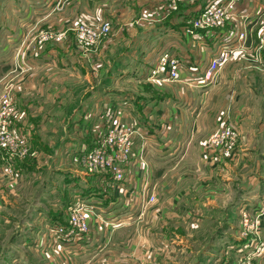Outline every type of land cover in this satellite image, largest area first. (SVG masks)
Listing matches in <instances>:
<instances>
[{
	"label": "crops",
	"instance_id": "1",
	"mask_svg": "<svg viewBox=\"0 0 264 264\" xmlns=\"http://www.w3.org/2000/svg\"><path fill=\"white\" fill-rule=\"evenodd\" d=\"M207 1L181 0L178 9L166 20L169 26L163 34L156 35L151 33L155 31L156 17H143V14L135 32L129 27L130 16L124 18L125 13L133 14V10H116L107 3L105 10L104 4H95L97 0H0V26L8 33L1 50L7 62L5 67H0L4 82L2 95L9 94L16 109L12 127L26 139L29 137L31 145L30 155L25 160L10 162L17 177L5 179L0 174V181L9 194L15 195L14 185H28L35 167H43L41 160L43 163L51 160L50 167H56L58 173L55 174H59L53 182L56 186L47 185L52 188L49 193L61 192H55L50 211L38 212L33 216L35 220L31 219L40 227V232L43 231L41 239L33 246L43 261L40 263L202 264L203 256H197L219 229L214 230L212 224L219 226L225 219L228 230L235 233V227L231 226L237 223L235 216L248 214L247 203L237 207V197L244 195L246 200L264 197V56L260 63H255L254 49L248 50L251 55L247 57L248 63L258 67H241L245 53L241 54L243 49H240L218 73L213 85L187 84L223 43V31L215 32L217 36L205 32H198L194 38L183 35V26ZM137 4L149 8L152 2L138 0ZM239 9L246 17L260 10L257 22L250 28L260 22L263 27L264 0H239ZM111 15L117 18H109ZM90 16H95L98 24L108 21L111 29L87 54L75 45L72 29L77 23H88ZM40 25L53 26V30L63 34V41L36 47L34 32ZM235 25L239 28V17L226 30ZM257 31L259 38L260 31ZM161 35L164 48L186 60V67L196 66V73L191 74L185 67L179 82L157 85L147 81L156 61L150 59L149 41ZM16 55L20 57L18 60ZM33 56H37L35 61L30 58ZM238 57L241 60L232 62ZM147 62L151 68L141 74L140 67ZM16 63L19 67H12ZM111 71H115L116 76H111ZM105 72L109 77L99 84L96 79ZM113 86L117 88L116 93L110 92ZM116 107L121 108L126 119L139 122L141 119L145 121L143 125L153 123L157 128L164 124L166 131L171 129L180 135L194 136L185 159L164 163L161 169L154 165L157 175H163L162 190L156 193L158 201L141 225L127 229H113L108 225L113 216H123L126 212L124 197L111 189L108 181L86 176L77 163L81 153L92 147V131L102 126L101 115L107 108ZM221 126H230L237 134L234 150L229 155L219 151L205 154L203 144L207 135ZM47 135H51L52 141ZM177 143L164 142L167 148L158 154L171 156V149ZM80 150L81 153H76L78 157L71 155ZM62 153L67 155L63 157ZM3 160L6 161V157ZM64 166L71 168L59 173ZM179 167L186 172L179 174L175 171ZM151 183L154 185L153 180ZM233 189L237 191L235 195ZM3 199L4 194H0V201ZM76 201L92 207L91 231L83 240L71 245L74 248L69 252H64L54 246L49 229L65 222L67 207ZM238 221L237 228L241 229V220ZM183 222H188L185 228L188 231L180 235Z\"/></svg>",
	"mask_w": 264,
	"mask_h": 264
},
{
	"label": "built area",
	"instance_id": "2",
	"mask_svg": "<svg viewBox=\"0 0 264 264\" xmlns=\"http://www.w3.org/2000/svg\"><path fill=\"white\" fill-rule=\"evenodd\" d=\"M170 5L166 9L167 19L171 12L178 9V0H168ZM239 9V0H209L196 15L183 26V35L196 37L198 32L214 34L223 31V43L214 52L213 57L202 69H198V75L187 80V84L205 86L212 83L219 71L223 69L231 57L242 49L248 39L250 27L254 25L260 10L252 16H243ZM239 17L240 26L226 30L231 23L237 22ZM111 29L108 21H103L92 26L86 23H78L73 31L75 45L80 51L89 54L96 45L106 38ZM218 33L214 34L215 36ZM63 34L41 31L36 37V45L54 42L59 44L63 41ZM260 45L255 49L257 55L253 56V62L260 63L259 51H264V25L259 33ZM156 61L150 70L147 81L152 84L163 82H179L181 74L188 62L181 59L175 52L163 48L157 55ZM196 66L186 67L192 73H196ZM16 109L9 94L3 95L0 101V151L6 153L7 166L5 175L9 179L17 177L15 168L10 164L15 159L25 160L29 155L30 148L27 139L12 127ZM126 115L120 108L107 110L101 115L102 126L92 131V147L83 152L77 163L86 176L99 177L110 183L120 196L124 197L125 208L133 211L131 216H113L108 225L113 229L125 228L131 221L140 220L144 215L147 205L156 203V194L150 190L151 180L145 178L149 172V164L145 158L147 150L146 134L139 124L132 119H126ZM237 134L230 126H221L208 135L203 144L205 152L219 151L229 155L235 147ZM141 141L136 153H133L135 141ZM135 162H132L131 160ZM132 165V166H131ZM133 169V170H131ZM144 175L143 177H141ZM264 209H259L258 217L264 214ZM94 212L92 207L85 202L76 201L66 209V220L63 224L56 223L49 229V235L55 240V247L69 252L71 245L77 244L90 233L89 217ZM261 214V215H260ZM239 264H250L248 260H242Z\"/></svg>",
	"mask_w": 264,
	"mask_h": 264
},
{
	"label": "rangeland",
	"instance_id": "3",
	"mask_svg": "<svg viewBox=\"0 0 264 264\" xmlns=\"http://www.w3.org/2000/svg\"><path fill=\"white\" fill-rule=\"evenodd\" d=\"M111 1H114V2L110 3ZM150 1L152 2V4L149 8L148 7L143 8V4L138 5L137 4L138 0H97V2H100V3L96 2L95 4L97 5L104 4V7H105V3H107L108 7L111 8L113 5L115 7L114 9L116 10L117 9L126 10V8H130L131 11L133 10V14L131 12H129V14L125 13L124 18L128 17V15L130 16V21L132 22L130 23L129 27H130V30L135 31V32H138V29H139L138 24L142 23V20L140 19V17L143 14H144L143 17L144 16L147 17L148 15H149L148 17H151L153 19H155L156 17L157 21L154 22L155 25H153L154 26L153 30L155 31L153 32L151 31V33L156 34V35H159L160 33L163 34V30L169 25H167L166 23L167 19H162V18L165 17V13L167 12L166 9H168L170 5V1L168 0H150ZM180 1L181 0L177 1L178 5ZM105 10H107L106 7H105ZM107 13L110 14L111 11L108 10ZM137 16L139 17L137 18ZM109 18L116 19L117 16L111 15ZM96 19L97 18L95 16H90L88 20L89 22L86 24L93 25L92 23L94 22L96 23L95 25H97L98 21ZM134 20L137 21V24L134 23ZM84 22H80V23H84ZM261 25L262 23L260 22L253 29H251V32L249 30L248 39L244 47L242 48L243 51H241V54L243 53L245 54L243 55L242 58L238 57L234 59L232 62L242 59V61L244 62H242L241 67H258L255 65H250L247 61V57L251 56V55H248V50H252V49H254L252 55H257V51H255V49L261 43L260 38H258V35H257L258 34L257 29L260 31L262 28ZM75 26L72 29V33L74 31ZM52 28L54 27L51 25L50 26L40 25L39 29H37L38 31L36 30V32H34V35H36L35 40H36L38 33L41 31H44V32L50 31V32L57 33V31L53 30ZM130 30H129V33L127 32V34L129 35H130ZM144 33H147V31H144ZM253 33H255L254 37H253ZM7 34L8 33L6 32L4 27L0 26V47H1L0 67H5L7 65L6 64L7 62H4V59H5L3 55L4 53H2L1 51L4 45L3 41L5 38V35ZM157 37L158 36H156V38L154 39L152 37V40L149 41L148 50L150 51L148 53L150 55V59L151 57L152 59L154 58L157 59L158 57L157 54L165 46L162 35L159 36V38ZM249 39L252 40L253 42L252 41L249 42L250 41ZM51 43L56 44L54 42H51ZM33 44L36 47L38 46L36 45L35 41ZM43 45H40V46H43ZM27 51L30 52V50H27ZM263 52L264 51L258 52V54H261V55H258L261 60L263 59L262 57L264 56ZM235 55L236 54H234L233 56ZM35 57L37 56H33L30 58L35 61L36 60ZM19 58L20 57H18V55L15 56L16 60H18ZM244 63H246V65ZM144 64H145L143 65L144 67H140V69H142L141 74H145L151 68L149 62L144 63ZM12 67H19V65L16 63L15 65H12ZM28 67H32V66L29 65ZM45 67H51V66H45ZM98 68L102 69L104 67H98ZM107 68L109 71L110 68L109 67ZM18 71L20 70L18 69ZM2 72L3 71L0 72V93H1L0 101L3 96L2 92L4 91V88H3L4 82H2V79H3ZM111 72H112L111 76H116L115 71H111ZM107 77L109 76H107V72H105L100 78L96 80L97 81L99 80V84H100L101 82H105ZM208 85H205V86H208ZM211 85H213V83ZM116 89L117 88L113 86L110 92L116 93L115 92ZM116 108H110V109H116ZM136 122L139 124L141 130H144L145 132H147L145 136L146 140L144 141L147 144V150L145 152V157H146V161L150 165L149 167L150 170L147 174H145V178L149 181L150 180L154 181V185L151 184L150 190L151 191L153 190L154 193L156 194L157 192H160L162 190L160 186V181L163 175L161 177L157 175L158 171L156 169L154 170V167H155L154 165H156L157 167H159V169H161L163 167L161 165H163L164 163H170V161L185 159L187 152L192 146L194 136L192 135V137L191 136L188 137L187 135L185 136L184 134L180 135V132L174 131L171 129L169 131H166L163 129V126H162L164 124H162L159 128H157L155 127L153 123H150V126L143 125V122L145 121L141 119H140V122L142 123H140L139 120H136ZM170 134L172 136L171 139L169 138ZM47 137L52 141L53 138H51V135H47ZM65 137L66 136H63V139H65ZM170 141L174 143L179 142V144L178 143L174 144L173 148L171 149L172 151L171 156L169 154H166V155L158 154V152L164 151L167 148L163 145L164 142H170ZM27 144H28V147L31 149V145L29 144V137H27ZM140 144H141V141H138V140L135 141L134 147H133V153H136ZM161 146L163 147V149L160 148ZM78 152L81 153V150L73 152L71 155H73L74 157H78L76 156V153ZM62 154H63V157L67 155L65 153H62ZM205 154H207V152H205ZM5 157L7 159L6 153L3 151H0V162L2 163L0 164L1 165L0 174L2 178L5 176L4 178L6 179L7 175H5V168L7 166V162L3 160L5 159ZM47 161L48 162L43 163V160H41V164L43 167H38V169L37 167H35L34 173H32L31 177L28 178L30 179V181L28 182V185L27 184L23 185L20 183L14 185L15 195L9 194L4 189L3 182L0 181V194L2 195L4 194V199L0 201V264H42L40 262H43L42 260L38 258L39 254L38 252H36V249L33 247L35 245L36 240L41 239V234L43 233V231L40 232L41 230L40 227H37V225L32 223L31 219L35 220L33 219V216H35L38 212H42V214H47L50 211L49 209H51L52 200H53V196L55 195V192L56 194L61 193L60 191L58 192L54 191V192L49 193L50 189L52 188L49 186L47 187V185H50L51 183L56 186L57 184H54L53 182H55L56 178L58 179L59 174H55V173H58V171L55 172V170L57 169L56 167H50L51 160H47ZM70 168L71 167H68V166L60 167L59 173H60V170H67V169L69 170ZM72 169L76 170V167H73ZM185 170L186 169H182L179 167L175 171L179 172L180 174V172H186ZM175 171L173 170V173H175ZM238 173L239 172H237V175ZM143 176L144 175H142L141 177ZM34 177H36L37 180L34 181L35 179ZM61 178L59 177V179ZM43 183H45L44 186H43ZM236 189L235 190L233 189L232 191L233 195L237 193ZM16 191H18L19 194H16L17 193ZM243 196L244 195L239 196V198L237 197V201L235 202L237 203V207L239 208L242 207L240 206L241 204L243 205V203H247V207L245 209L248 214L243 215L242 213H240V216L239 214L238 216H235L236 217L235 222H237L236 224L240 223L238 219L241 220V229H240V226L238 229L237 228L238 225L233 223L231 224V226L235 227L236 232L233 233L231 229L228 230L227 225L224 224L226 222L224 218H223L224 219L223 221H220L219 226L217 224H212L214 230L216 228H219V229L218 230L216 229L217 231H216V234L213 240L209 241V243L206 242L207 246L203 249V251L199 253V256H197L198 258L203 256L202 258H204V261H202V264H239V262L242 260H248L250 261V264H264V214L261 217L257 216L259 213L258 212L259 209H264V197L260 199H258L257 197L254 199L248 198L246 200V198H244ZM156 201H158L157 194H156ZM155 205L156 203L152 205H147L144 211V215L141 217V219L131 221V224L123 229L134 227L137 224L141 225L146 219L147 214L155 207ZM252 206L254 208H252ZM125 211L126 212L123 214V216H131V218L135 217V214L133 211L128 210V208H125ZM220 219H222V217H220ZM221 222L223 223L221 224ZM187 223H184V222L182 223V231L179 230L178 232L180 235H183L184 233L188 231V230H185V228L187 227ZM248 227L250 229H248Z\"/></svg>",
	"mask_w": 264,
	"mask_h": 264
}]
</instances>
